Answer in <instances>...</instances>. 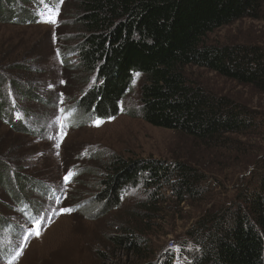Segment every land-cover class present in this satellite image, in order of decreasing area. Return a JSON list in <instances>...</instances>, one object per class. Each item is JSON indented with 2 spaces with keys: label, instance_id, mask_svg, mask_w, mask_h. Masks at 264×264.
Listing matches in <instances>:
<instances>
[{
  "label": "trees",
  "instance_id": "16d2710c",
  "mask_svg": "<svg viewBox=\"0 0 264 264\" xmlns=\"http://www.w3.org/2000/svg\"><path fill=\"white\" fill-rule=\"evenodd\" d=\"M3 1L9 5L12 0ZM24 1L26 8L28 3ZM76 1L79 41L70 51L75 50L78 59L71 70L86 78L96 77L94 85L75 100L73 109H68L72 119L80 113L86 119L116 116L119 103L132 92L134 75L139 73L138 113L152 126L179 132L204 146L229 143V135H244L256 128L257 122L247 108L189 84L183 69L204 68L264 95V40L220 46L203 41L213 30L241 19L264 23V0ZM4 13V20H12V12ZM18 18L21 20L10 22L29 25L23 14ZM22 47L24 50L15 57H11L12 52L0 56V120L13 121L11 132L17 134L13 137L17 140H0V184L17 202L15 209L30 216L38 206L24 198V185L28 184L18 169L28 153L23 151L24 138L34 135L24 131L21 118L15 120L11 113L1 110V100H5L3 81L9 83L23 105L35 98L32 88L43 71L29 65L28 60L37 58L41 62L42 52L33 42ZM45 99L38 95L42 105L47 103ZM55 104L54 100L49 106L55 108ZM83 172L79 168L77 175ZM99 177L97 192L91 194L98 210L120 208L122 196L130 187H142L145 200L130 211L128 220L119 226L120 234L108 237L113 252L121 257L114 264H172L174 253L168 246L156 254L151 242L153 227L158 226V214L164 209L161 204L170 199L178 205L187 199L199 200L208 191L203 172L180 161L115 155ZM257 179L255 186L241 190L229 205L205 209L197 217L186 232L192 244L190 251L184 243L178 249L186 264H264V171ZM167 189L166 197L163 190ZM35 190L42 194L37 185ZM70 208L74 210L75 206ZM5 227L0 216V230ZM100 255L106 258L104 253Z\"/></svg>",
  "mask_w": 264,
  "mask_h": 264
},
{
  "label": "rangeland",
  "instance_id": "374dc122",
  "mask_svg": "<svg viewBox=\"0 0 264 264\" xmlns=\"http://www.w3.org/2000/svg\"><path fill=\"white\" fill-rule=\"evenodd\" d=\"M26 1L28 5L24 8V0H12L9 5L8 1L0 0V56L12 52L11 57H15L22 48L24 50L22 45L33 42L42 52L41 62H37V58H31L28 60L29 65L39 66L43 73L37 76L36 85L32 88L35 98L26 103V106L15 97L9 83L3 81L1 88L5 102L1 100V110L8 111L17 120L21 118L24 131H30L34 135L24 138L26 149L23 151L28 153H25L20 162L23 167L18 169V173L26 178L28 184L24 185V198L28 202L37 203L38 213L51 209L59 211L64 206L75 208L64 215L55 213L50 222L43 220L40 235L33 238L29 235L19 257L11 264H114L121 260L118 252H113L108 237L120 234L119 226L128 220L132 213L130 211L137 203L145 200L141 193L142 187H130L122 196L120 208L106 212L97 209L98 203H95L91 194L97 192V180L100 179L103 168L115 155L131 159L180 161L203 172L208 191L199 200L187 199L178 205L170 199L161 204L164 209L158 214V226L153 227L154 235L151 236L156 254L170 242L174 250L184 243L187 245L185 249L190 251L192 244L186 239V232L195 224L197 217L205 209L229 205L241 190L255 186L258 176L263 174L264 95L251 86L239 84L207 69L184 67L183 75L189 84L213 95L228 97L247 108L257 122L256 128L247 134L229 135V143L204 146L184 134L152 126L142 119L138 113L140 103L137 92L141 78L140 75H134L132 92L119 103L116 116L106 119L89 116L86 119L80 113L72 119L68 114L71 125L61 142L56 135L63 120L68 121V109L94 85L96 75H88L86 78L83 73L71 70V66L77 64L78 59L77 52L70 51L79 41L78 26L74 18L77 1L53 0L60 7L57 17L59 23L55 27L44 22L47 9L53 3L51 0L41 1L38 7L34 0ZM6 11L12 12L11 22L21 20L18 16L23 14L25 20L30 21L29 25H16L4 20ZM62 27L66 30L61 31ZM262 40L264 23L250 19H241L222 26L208 33L203 39L207 45L219 46L256 43ZM32 59L34 61L31 62ZM66 61L67 64L64 63ZM38 95L46 98L45 105L38 102ZM54 100L55 108H51L49 104ZM126 111L128 112L125 113ZM97 118L103 123L94 126L93 122ZM6 121L8 119L0 120V140H17L13 138L17 134L11 132L14 122ZM71 167H76L77 172L74 180L66 187L68 196L63 201L60 197L67 185L64 176ZM79 168L85 172L77 175ZM36 185L43 190V195L35 190ZM163 192L167 197L169 190ZM55 197L59 198L57 203ZM16 204L0 184V216L7 226L0 230V236L3 231L9 235V229H14L15 246L22 231L30 228V216L18 212L15 209ZM2 247L4 245L0 249ZM101 252L106 258L101 257ZM7 261L0 252V264H9ZM173 264H186V261L180 257Z\"/></svg>",
  "mask_w": 264,
  "mask_h": 264
},
{
  "label": "snow or ice",
  "instance_id": "6c2138e0",
  "mask_svg": "<svg viewBox=\"0 0 264 264\" xmlns=\"http://www.w3.org/2000/svg\"><path fill=\"white\" fill-rule=\"evenodd\" d=\"M62 2V0H61ZM59 14V8L55 9V11L49 10V14L44 18V22L46 23H50V24H56L57 23V15ZM139 75V73H137V76ZM63 101H61L62 103ZM60 111L62 112L63 109H60ZM96 126H99L101 123H103L102 120H100L99 118H97V120H95L93 122ZM73 176V172L69 171L65 176H64V181L67 182L70 180V178ZM62 212L67 213L72 211L71 209L68 208H63L61 209ZM39 224L40 221H36V226H37V230L32 233L34 235H36L37 237L40 235V231H39ZM25 239H27V237H25ZM17 255H19V253H17Z\"/></svg>",
  "mask_w": 264,
  "mask_h": 264
},
{
  "label": "built area",
  "instance_id": "2783aa9c",
  "mask_svg": "<svg viewBox=\"0 0 264 264\" xmlns=\"http://www.w3.org/2000/svg\"><path fill=\"white\" fill-rule=\"evenodd\" d=\"M12 238L10 237V234L7 235L5 231H3V234L0 236V247L4 245V247H7L11 244ZM2 247V248H4Z\"/></svg>",
  "mask_w": 264,
  "mask_h": 264
}]
</instances>
